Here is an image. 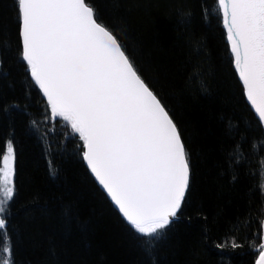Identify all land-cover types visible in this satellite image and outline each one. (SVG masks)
Listing matches in <instances>:
<instances>
[{
  "label": "trees",
  "instance_id": "obj_1",
  "mask_svg": "<svg viewBox=\"0 0 264 264\" xmlns=\"http://www.w3.org/2000/svg\"><path fill=\"white\" fill-rule=\"evenodd\" d=\"M86 2L177 124L191 167L187 202L148 248L95 181L78 134L61 117L46 120V99L21 59L15 0H0V163L8 140L16 155L4 214L13 264H254L248 245L264 218V129L217 0ZM233 237L242 247H216Z\"/></svg>",
  "mask_w": 264,
  "mask_h": 264
},
{
  "label": "snow or ice",
  "instance_id": "obj_2",
  "mask_svg": "<svg viewBox=\"0 0 264 264\" xmlns=\"http://www.w3.org/2000/svg\"><path fill=\"white\" fill-rule=\"evenodd\" d=\"M234 66L264 128V0H217ZM21 59L50 109L82 141V158L148 248L176 223L191 187L181 132L124 45L86 0H15ZM35 124V122H33ZM0 167V264H13L7 236L15 150ZM257 240L259 241L257 243ZM264 264V220L248 245ZM218 249L242 245L221 241Z\"/></svg>",
  "mask_w": 264,
  "mask_h": 264
},
{
  "label": "water",
  "instance_id": "obj_3",
  "mask_svg": "<svg viewBox=\"0 0 264 264\" xmlns=\"http://www.w3.org/2000/svg\"><path fill=\"white\" fill-rule=\"evenodd\" d=\"M222 14V13H221ZM222 23H223V19H222ZM223 27H224V24H223ZM224 29H225V31H226V36H227V30H226V28L224 27ZM227 41H228V39H227ZM228 44H229V49H230V43H229V41H228ZM231 51V50H230ZM233 56V55H232ZM233 65H234V57H233ZM234 68H235V66H234ZM236 70V69H235ZM236 72H237V70H236ZM237 75H238V78H239V74H238V72H237ZM239 80H240V78H239ZM240 82H241V84H242V81L240 80ZM242 86H243V84H242ZM244 88V87H243ZM41 92H42V90H41ZM244 92H245V90H244ZM245 97H246V93H245ZM45 98V97H44ZM46 99V98H45ZM246 100H247V98H246ZM247 102L250 104V102L247 100ZM162 103V102H161ZM250 106H251V104H250ZM251 108H252V106H251ZM252 110H253V112H254V109L252 108ZM255 113V112H254ZM255 115H256V117H257V114L255 113ZM264 129V128H263ZM85 164L87 165V163H86V161H85ZM88 167V166H87ZM89 169V168H88ZM89 171H90V169H89ZM91 172V171H90ZM92 174V173H91ZM93 175V174H92ZM93 177H94V175H93ZM94 179H95V177H94ZM95 181L97 182V184L100 186V188L104 191V193L106 194V191L102 188V186L98 183V181L95 179ZM107 195V194H106ZM107 197L109 198V200L111 201V199H110V197L107 195ZM112 202V201H111ZM112 204L114 205V202H112ZM114 207L116 208V206L114 205ZM117 209V208H116ZM118 210V209H117ZM120 213V212H119ZM121 214V213H120ZM122 215V214H121ZM263 220H264V218H263ZM257 258V257H256ZM254 264H255V262H254Z\"/></svg>",
  "mask_w": 264,
  "mask_h": 264
},
{
  "label": "rangeland",
  "instance_id": "obj_4",
  "mask_svg": "<svg viewBox=\"0 0 264 264\" xmlns=\"http://www.w3.org/2000/svg\"><path fill=\"white\" fill-rule=\"evenodd\" d=\"M3 165H2V160H1V163H0V167H2Z\"/></svg>",
  "mask_w": 264,
  "mask_h": 264
}]
</instances>
